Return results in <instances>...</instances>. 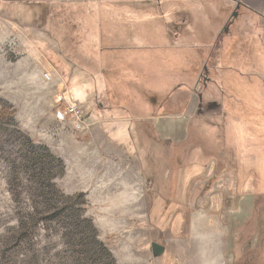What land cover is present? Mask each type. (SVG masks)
<instances>
[{"label": "rangeland", "instance_id": "374dc122", "mask_svg": "<svg viewBox=\"0 0 264 264\" xmlns=\"http://www.w3.org/2000/svg\"><path fill=\"white\" fill-rule=\"evenodd\" d=\"M44 8L47 5L41 7L35 0H0V264H178L154 257L151 248L152 243L165 245L171 255L177 256L170 239L178 218V233L188 239L186 244L193 242L197 253L207 255L205 264H264V191L258 190L260 196L255 200L254 209L253 205L250 208L249 222L242 220L237 206L212 208L207 202L208 191L195 193L197 202L193 206L186 204L191 198L187 191L180 194L181 186L185 188L188 178L202 171L210 158L217 156L222 160L227 151L229 158L235 157L236 146L242 144L243 154L252 156V148L257 144L255 139L264 147L261 20L242 12L235 20L231 15L233 7L229 9L226 1L216 7L220 25H216L217 20L212 24L219 30L198 38L207 47L191 49L195 57H192L191 78L185 84L202 95L204 101L221 102L223 113L196 118L190 126L189 141L180 151L162 146L156 152L151 147L147 153L150 171L148 168L146 172L148 164L142 168L139 158L128 155L125 147L118 146L115 150L109 145L100 123L91 121V113L86 115L87 125L81 132L71 123L56 120L54 97L61 89L58 88L61 76L48 62L47 51L52 49L68 64L75 61V66L87 75L96 60V55L91 57L90 52L109 46L108 33L126 29L135 31L136 35L147 29L155 32L160 22L169 24L167 12L159 6L129 11L118 8L109 19L115 22V16L124 19L111 25V21L105 22L104 11L87 16L80 9L76 12L89 22L67 26L66 20L61 19L68 14L66 9ZM129 13L135 14V21L129 19ZM195 13L197 18H205V12ZM207 13L213 20L218 17L212 10ZM140 17L145 21L138 22ZM46 18L55 19L51 24ZM189 23L194 25L190 19ZM196 28L206 33L201 27ZM133 39L125 43L129 48H136ZM194 40L192 36L190 41ZM125 50H118L114 56L105 51L106 65L109 62L107 66L112 69L125 67L126 70L118 71L123 79L126 73L141 72L138 75L143 79L142 84L149 85L146 77L141 76L144 72L138 69L146 62L156 65L158 56L163 57L164 52L141 51L140 58L136 52ZM72 52L78 56L71 58ZM145 56L149 59H144ZM168 64H173L169 58ZM47 72L52 73V83L43 77ZM174 75L159 68L153 84L156 86L160 78L166 80ZM173 84L168 83L167 88ZM118 89L122 95L134 90L126 83ZM170 91L161 93L148 107L158 108ZM252 100L258 101L251 105ZM93 102L97 115L108 106L105 103L101 106V99L96 97ZM254 106L260 111L256 112ZM253 134L256 138H251ZM139 139L151 140L153 133H141ZM31 140L34 146L30 145ZM256 160L249 157L247 165H264V159ZM165 171L173 176L181 171L187 174L172 182L173 191L178 193L171 199L182 201L181 209H171L167 203L159 207L155 204L159 197L149 190L152 210L143 205V210L138 211L139 204L132 203L143 198H130L132 190L128 186L134 181H126L123 175L146 172L147 187L151 183L152 190L159 192L165 183L162 179ZM208 217L217 221L221 237L228 239L227 249L221 256L223 263L209 262L216 259L215 255H208L216 252L208 241L209 222L200 226L201 231L195 222ZM86 222L92 223L90 230ZM236 240L239 245H235Z\"/></svg>", "mask_w": 264, "mask_h": 264}, {"label": "crops", "instance_id": "0c3cea01", "mask_svg": "<svg viewBox=\"0 0 264 264\" xmlns=\"http://www.w3.org/2000/svg\"><path fill=\"white\" fill-rule=\"evenodd\" d=\"M35 1L36 4L41 7L47 5V8L44 9L53 10L59 7L61 9H66L68 14L61 19L64 21L66 20L67 26L71 23L73 25H81V23L86 24V22H89L87 17L83 18L81 17L79 11L76 12V10L80 9L85 11L83 14L87 16H90L92 13L97 11H104L107 17L105 22L109 23L111 21V25H115V23L123 21L124 19L121 16H115L117 22L109 19V15L115 12L118 8L129 11L159 6L164 10V13L167 12V18L169 17L170 20L169 24L166 25L160 22L161 26L158 30L156 29L157 31L155 32L149 29H144L146 31H144L143 34L139 33V35H136L135 31L126 29L122 32L115 31L114 34L108 33L107 42H109L110 47L107 45L106 49H104L105 47L101 45L103 47L101 51L95 50L93 53L90 52L91 57H94L93 54L96 55V60L94 61L95 63L92 62L93 64L91 66H95L91 68L92 70H89L87 75L83 71H80L81 68L75 66V61H72V64H68L52 49L49 48V51H47L49 52L47 55L48 62H50V64L57 70V73L61 76V83H59L58 88H67L69 85L70 87L67 89L70 91L71 96L78 101L79 105H81L85 119L86 115L91 113V121H93L94 124L100 123L101 131L107 137L109 145L114 147L115 150L118 146L125 147L128 155L132 157L137 156L139 158L142 168H145L148 164L145 169L146 172L148 168L150 171V161L147 160V153L149 149L152 147V149H156L157 152L158 148H162V146H164L170 149L172 148L174 151H180L179 149L187 145L189 141V130L194 120L196 118H203L197 116L201 109V105L213 103L209 101H201V95L198 94L194 88L185 83L190 80L192 74V57H195V53L192 50L207 47V44L198 41V38L205 36L208 37V35L211 36L219 30L214 28L216 25L218 26V23L220 25V22L218 21L220 14H218L219 12H217L216 9V7L220 6V2H228L229 9L233 7V11H236V7L240 5L237 14H240L241 12L249 13L259 21L261 20L260 24L264 27V0ZM210 10L217 14L218 17L216 19L213 20L211 14L207 13ZM233 11L231 12L232 16ZM195 12H205V18H197V13ZM100 15L102 16V13ZM128 17L129 19L135 21V14L129 13ZM238 17L234 19L236 20ZM102 18L101 21H103ZM54 19H47V21H51L52 24ZM189 19L194 23V25L189 23ZM216 20L217 24L214 27L212 22ZM137 21L142 22L145 20L140 17ZM60 24H65V22L60 21ZM139 26L144 25L139 24ZM196 26L204 29L206 33H204V31L202 32L200 29H194ZM227 29L228 28H226L225 31H227ZM192 36L193 39H195L194 41H190ZM132 37H134L133 41L136 43V48H129L125 44H129L130 38ZM118 40H120V42H118ZM120 49H128L129 52L134 51L138 55L141 51L164 52L163 57L160 55L158 56L157 59H159V63L156 62V65L146 62L143 68L138 69L144 72L141 76L146 77L145 80L147 82L149 81V85L142 84L143 79L139 77L141 72L136 73L133 71L134 73H126L124 76L125 79H123L118 75V71L121 69L126 70L125 67L120 69L114 67L112 69L111 66H107L109 62L106 65L107 60L105 59V51L113 54L114 56ZM76 56H78L76 52H72L70 55L71 58ZM139 56L142 58L141 55ZM168 58L173 62L172 65L168 64ZM144 59L149 58L145 56ZM175 64L178 65L176 68L174 67ZM196 64H198L197 61ZM114 65H116V63ZM159 68H164L167 71L169 70V72L175 73V75L171 78H167L166 80H164V78H160V81L158 80L157 85L154 86L153 83L155 78H158L156 73H158ZM223 73L224 72L221 71V76ZM170 82H173L174 84L171 85L170 88H167V85ZM123 83L130 86L132 85L134 90H130L126 95H122L121 92H119L118 87L123 85ZM169 89L172 91L169 92L168 97L166 96L165 99H163L158 108L152 107L153 109H151L148 107V103L154 101L157 97H160L161 93H167ZM95 97L96 99H101V102L99 103L101 106H103L104 103L108 104V106H106V108L103 109L99 115H97L94 108L95 103L93 102V98ZM147 132L153 133V139L141 142V139H139L140 134H147ZM251 138H256V135L253 134ZM255 142L257 144H255V147L252 148V156L249 155L250 153L243 154L242 149H244V144L241 142L242 145L236 146L237 150L235 157L230 156L231 158H229L230 153L227 151L228 154L225 153L226 157L224 156L222 160L217 159V156L210 158L211 160L206 163L202 171L194 172L188 178L185 188L184 186H181L180 194L187 191L188 195L191 196L186 204H191L190 206L195 205L194 203L197 202L195 201L197 199L195 197L194 200V194H203L208 191L209 198L207 197V202L210 203L212 208L218 209L222 206L233 208L237 206L239 207V213L242 215V220L249 222V218L251 217L249 213L250 208L253 205L254 209L256 204L255 200L260 196L257 194L258 190L261 189L264 191V165L253 164V166L250 163L247 165V159H249V157H251L255 162L257 161L256 159H259L261 162L264 159V147L262 149V143L258 139H255ZM146 172H143L144 175H123V178L126 181H134L133 185L128 186L129 190H132L130 191V198H143L137 203L133 202L132 205L135 206L136 204H139L136 205V209H139L138 211L143 210L141 209V206L143 205H145L148 210V207L150 206L151 211L153 208L152 201L149 196L151 195L149 194L151 191L154 193L153 195L159 197V202L157 201L155 203L159 205V207L163 206V203H167L172 206L171 209H181V204L184 203L182 201L176 202L171 199V196H176L178 193L173 191L172 182L175 179L177 180L178 178H181V174H184V176L187 174L184 171H181L177 172V174H174L175 176H173L169 173V171H165L162 176L165 183L162 188H160L162 190L157 192L152 190L151 183L150 186L147 187L145 177V174H147ZM112 179L116 178L113 177ZM175 205L178 207H175ZM195 222L200 231V226L209 222L211 225L209 226L211 237L208 241H211V246H213L212 249H216L214 254H208L212 256L215 255L216 259H212L209 262L215 263L217 260V262L223 263L221 256L227 249L228 239L224 235L221 237V233L218 231L217 221L208 217L207 219L200 218L198 221L195 220ZM179 224L180 221L178 218V222L176 221L173 228L174 235L172 239H170L171 243L175 244L174 247L176 248L175 250H177V256H174L175 254H172V256L166 247V252L159 258L161 260L164 259L163 262L170 260L173 261V263L177 262L178 264L180 261L183 263L185 260L187 261V264H205L206 262L204 261V257H207V255L200 252L197 253L193 242L190 245L185 243L188 239H184L183 234L178 233Z\"/></svg>", "mask_w": 264, "mask_h": 264}, {"label": "built area", "instance_id": "2783aa9c", "mask_svg": "<svg viewBox=\"0 0 264 264\" xmlns=\"http://www.w3.org/2000/svg\"><path fill=\"white\" fill-rule=\"evenodd\" d=\"M45 80L49 83L53 82V76L51 73H44ZM57 94L54 97V112L56 120L60 122L71 123L72 127L77 131H84L87 125V121L82 112L81 105L74 99L70 91L63 87L57 90Z\"/></svg>", "mask_w": 264, "mask_h": 264}, {"label": "water", "instance_id": "95a60500", "mask_svg": "<svg viewBox=\"0 0 264 264\" xmlns=\"http://www.w3.org/2000/svg\"><path fill=\"white\" fill-rule=\"evenodd\" d=\"M240 8V5L236 7V11L233 14V17H238L239 14H237L238 9ZM200 100L202 101V97L200 96ZM223 113V104L221 102H213V103H206L201 105V109L198 112L197 116L199 117H213V116H219ZM152 252L154 257L159 258L164 255L166 252V247L162 246L158 243H152L151 244Z\"/></svg>", "mask_w": 264, "mask_h": 264}, {"label": "trees", "instance_id": "16d2710c", "mask_svg": "<svg viewBox=\"0 0 264 264\" xmlns=\"http://www.w3.org/2000/svg\"><path fill=\"white\" fill-rule=\"evenodd\" d=\"M221 71L223 72V69H222ZM222 90L224 91L223 93L225 94V93H226V92H225L226 89H225L223 86H222ZM257 101H258V100H256V101L252 100V101H251V105L255 104ZM254 110H256V112H257V111H260V109H259L258 106H256V107L254 106ZM33 144H34V141L31 140V141H30V145H31V146H34ZM145 163H146V162H145ZM49 203H50V202H48L47 205H49ZM82 205H83V204H82ZM86 224H87V226H88V229L90 230L91 227H92V225H91L92 223H90V222H86ZM20 227L22 228V226H20ZM236 231H237V232H240L239 230H236ZM241 232H242V231H241ZM236 234H237V233H236ZM236 236L239 237L240 235L237 234ZM236 236H235V237H236ZM237 244H238V245L240 244L239 240H236L235 245H237ZM105 249H107V248H105ZM107 250H108V249H107Z\"/></svg>", "mask_w": 264, "mask_h": 264}, {"label": "flooded vegetation", "instance_id": "af4514ba", "mask_svg": "<svg viewBox=\"0 0 264 264\" xmlns=\"http://www.w3.org/2000/svg\"><path fill=\"white\" fill-rule=\"evenodd\" d=\"M201 97H202V101H203V102H208V101H204V100H203V96H202V95H201Z\"/></svg>", "mask_w": 264, "mask_h": 264}]
</instances>
